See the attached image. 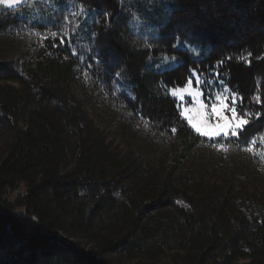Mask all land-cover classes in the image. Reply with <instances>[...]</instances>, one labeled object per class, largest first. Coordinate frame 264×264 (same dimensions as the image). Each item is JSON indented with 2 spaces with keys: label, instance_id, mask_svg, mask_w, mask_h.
<instances>
[{
  "label": "trees",
  "instance_id": "obj_1",
  "mask_svg": "<svg viewBox=\"0 0 264 264\" xmlns=\"http://www.w3.org/2000/svg\"><path fill=\"white\" fill-rule=\"evenodd\" d=\"M18 25L39 39L0 60V264H264V194L108 132L206 143L168 94L196 74L264 134V0L30 1Z\"/></svg>",
  "mask_w": 264,
  "mask_h": 264
},
{
  "label": "rangeland",
  "instance_id": "obj_2",
  "mask_svg": "<svg viewBox=\"0 0 264 264\" xmlns=\"http://www.w3.org/2000/svg\"><path fill=\"white\" fill-rule=\"evenodd\" d=\"M30 1L40 0H17L12 7L0 5V12H10L25 5ZM16 27V29H15ZM12 27L7 32L0 33V60H9L21 55L39 37L25 31L22 25ZM17 86L10 83V85ZM170 97L177 101L181 115L189 126L196 132L188 122V116H196L203 113L210 124H215L217 118L210 115L212 106L229 107L225 114L229 116L231 124L227 135L201 136L208 139L206 143L189 151H184L179 143L175 141H163L152 133L148 128L143 127L134 135L117 133L116 130L108 129L110 141L115 146H127L138 152L155 156L159 163L182 157L181 164L184 165L196 178L211 184L233 186L237 189L247 187L248 189L264 194V134L252 140L239 139L240 134L248 125L247 120L232 115V109L236 110L238 97L226 87H218L212 83L207 90V99H204L202 90V79L193 74V80L180 89L168 92ZM183 97V99H181ZM201 105H204L201 108ZM105 121V115H102ZM108 116H106L107 118ZM109 118V117H108ZM108 120V119H107ZM247 122L246 124L244 122ZM143 130V131H142ZM185 152V153H184ZM117 263L116 258L109 257ZM134 261L130 264H137ZM157 264H175L171 255L162 258ZM237 264H245L240 261Z\"/></svg>",
  "mask_w": 264,
  "mask_h": 264
},
{
  "label": "snow or ice",
  "instance_id": "obj_3",
  "mask_svg": "<svg viewBox=\"0 0 264 264\" xmlns=\"http://www.w3.org/2000/svg\"><path fill=\"white\" fill-rule=\"evenodd\" d=\"M17 0H0V5H6L8 7H12ZM183 99V97H181ZM204 105H201L203 108ZM228 105L225 104L223 107L218 105L212 106V112L210 115H214L217 118V122L213 125L210 124L208 118L203 115V113H198L196 116L189 115L188 122L192 125V127L196 130V132L201 133L204 136H219V135H227L230 131V118L225 114L228 109ZM232 115L235 117L236 110L232 109ZM247 123L246 121L244 122Z\"/></svg>",
  "mask_w": 264,
  "mask_h": 264
}]
</instances>
